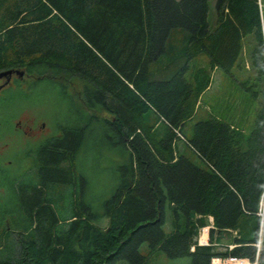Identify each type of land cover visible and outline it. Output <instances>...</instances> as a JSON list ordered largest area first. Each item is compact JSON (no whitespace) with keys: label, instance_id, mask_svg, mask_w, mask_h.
Masks as SVG:
<instances>
[{"label":"trees","instance_id":"16d2710c","mask_svg":"<svg viewBox=\"0 0 264 264\" xmlns=\"http://www.w3.org/2000/svg\"><path fill=\"white\" fill-rule=\"evenodd\" d=\"M215 11L210 28L208 0H0V70L23 69L18 81L53 79L62 91L75 85L70 99L78 106L58 134L28 148L33 181L22 186L14 176L0 184L15 196L7 205L0 197V264H144L142 242L150 254L160 248L190 264H210L215 254L254 258L264 194V0H216ZM248 35L259 100L251 129L210 115L186 134L211 70L231 75ZM201 53L208 65H193ZM87 141L122 158L113 192L96 212L77 190ZM15 163L0 156V171ZM66 186L69 201L58 195ZM66 204L70 212L61 216ZM209 216V241L200 244ZM103 217L106 225L98 223ZM231 231L233 246L216 250Z\"/></svg>","mask_w":264,"mask_h":264},{"label":"rangeland","instance_id":"374dc122","mask_svg":"<svg viewBox=\"0 0 264 264\" xmlns=\"http://www.w3.org/2000/svg\"><path fill=\"white\" fill-rule=\"evenodd\" d=\"M215 1L208 0L207 18L210 28H213L216 22ZM252 43L253 40L250 35L244 38L243 50L238 59V65L233 68L231 75L218 67L211 70L210 84L201 93L194 115L187 119L184 125L183 129L186 134L190 135L192 133V126L195 121L207 118L210 115L232 123L246 132L251 129L259 110V100L252 93L257 87V85H253L255 81L254 69L250 65L248 57ZM193 65L207 66L208 56L205 53L199 54L195 57ZM16 78L20 77L14 74L12 82L0 90V156L5 161H12L16 158L14 165L5 166L0 171V184L7 183L14 176H17L19 177V181L22 182V186H24L33 181V174L36 172L32 168L31 155H27L26 153L29 149L33 151L38 147L43 139L58 134L61 126L66 125L75 116H78V106L70 99L75 85H69L66 87L67 89L62 91L61 84L53 79L22 77L21 81H18ZM75 84H78V82L76 81ZM99 114L110 117V114L106 111H102ZM18 119L22 120L23 126H26L27 122L31 123L33 120L38 123L42 121L45 123V131H41L40 135L31 133H29L31 134L30 136L25 135L15 127ZM152 121L153 116H151V123ZM158 124L161 125L162 130L164 123L158 122ZM177 147L182 152H185L193 161L202 164L183 141L178 140ZM120 161H122V158L117 151L111 148H92L88 141L78 155V176L76 181L78 195L83 199L85 205L91 206V210L95 212L99 211L102 208V201L112 194L118 180L117 170L115 169ZM69 192V186L61 187L59 188L58 193L60 194L58 195H67L66 200L69 201ZM50 194L53 197L51 191ZM0 197L5 200L9 199L5 205L13 203L15 200L14 194L12 195L8 189L2 186L0 187ZM60 208L61 216L67 215L70 212L68 204ZM11 211L12 208L7 206L5 209L6 216ZM98 223L106 225L107 218H101ZM163 227L166 231H169L172 227L169 209L167 210L166 221ZM202 232L204 233V231ZM233 234L234 232L232 231L230 233H223V240L221 243L215 244L214 248L218 251L225 250L227 247L226 243L233 244L229 240ZM203 236L204 238L207 236L209 240V227L208 234L204 233ZM263 238L264 236H260L256 240V242L260 240L257 264H261L262 249H264ZM254 246L256 251L257 246L255 244ZM139 249L146 256L144 264L191 263V258L188 256L171 258L160 248L150 254L147 242H142ZM114 264H129V262L126 259L119 258Z\"/></svg>","mask_w":264,"mask_h":264},{"label":"built area","instance_id":"2783aa9c","mask_svg":"<svg viewBox=\"0 0 264 264\" xmlns=\"http://www.w3.org/2000/svg\"><path fill=\"white\" fill-rule=\"evenodd\" d=\"M258 215L261 218L260 221V231L258 235V239L261 236V227H262V222L264 218V194L261 196L260 201H259V207L257 211ZM208 225L202 226V228L199 231L198 235V242L200 244H205L208 243V237L206 236L205 238L202 237V235L205 233L206 235L208 234ZM204 231V233L202 232ZM259 241L255 242L254 244L257 246V249L255 251V255L253 259H250L248 256H237V255H232V254H227V255H213L210 260V264H257L258 263V252H259ZM233 244H229V247H232Z\"/></svg>","mask_w":264,"mask_h":264},{"label":"flooded vegetation","instance_id":"af4514ba","mask_svg":"<svg viewBox=\"0 0 264 264\" xmlns=\"http://www.w3.org/2000/svg\"><path fill=\"white\" fill-rule=\"evenodd\" d=\"M14 74L15 75H18V74H16L15 72H13L12 74H11V77H10V80L5 84V85H3L2 87H0V90L3 88V87H5L6 85H8L9 83H11L12 82V78H13V76H14ZM0 84L5 80V78L4 77H1L0 78ZM35 122V123H34ZM29 122H27V125L26 126H23V122H22V120L21 119H18L17 121H16V125H15V127L17 128V129H19V130H21L22 131V133L23 134H25V135H31V134H41V131H45V123L44 122H40V123H38V122H36V121H31V123H29ZM29 133H31V134H29Z\"/></svg>","mask_w":264,"mask_h":264},{"label":"water","instance_id":"95a60500","mask_svg":"<svg viewBox=\"0 0 264 264\" xmlns=\"http://www.w3.org/2000/svg\"><path fill=\"white\" fill-rule=\"evenodd\" d=\"M15 72L16 74H18L19 76H22L24 73L23 69L20 68H6V69H1L0 70V78L4 77L5 80L0 84V87H2L3 85H5L11 77V74Z\"/></svg>","mask_w":264,"mask_h":264},{"label":"crops","instance_id":"0c3cea01","mask_svg":"<svg viewBox=\"0 0 264 264\" xmlns=\"http://www.w3.org/2000/svg\"><path fill=\"white\" fill-rule=\"evenodd\" d=\"M216 68H217V67H216ZM177 141H178V140H176V143H177ZM209 222H210V223L208 224V226L210 227L211 224H212V217H211V216H209Z\"/></svg>","mask_w":264,"mask_h":264},{"label":"bare ground","instance_id":"6f19581e","mask_svg":"<svg viewBox=\"0 0 264 264\" xmlns=\"http://www.w3.org/2000/svg\"><path fill=\"white\" fill-rule=\"evenodd\" d=\"M205 236V235H204ZM203 235H202V237H204Z\"/></svg>","mask_w":264,"mask_h":264}]
</instances>
